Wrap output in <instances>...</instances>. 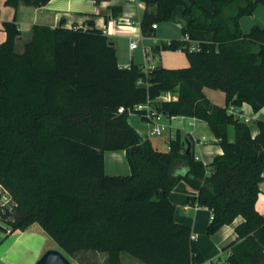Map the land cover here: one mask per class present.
<instances>
[{
    "label": "trees",
    "instance_id": "trees-1",
    "mask_svg": "<svg viewBox=\"0 0 264 264\" xmlns=\"http://www.w3.org/2000/svg\"><path fill=\"white\" fill-rule=\"evenodd\" d=\"M49 1L6 3L17 10ZM144 1L158 5L156 14L142 17L144 35L181 5L189 18L183 35L209 30L212 41L189 32L200 49L183 47L185 67H123L115 44L93 19L86 27H67L64 18L56 26L36 23L21 50L17 15L3 23L0 183L18 203L14 228L39 222L82 264H100V252L107 253L108 264H122V252L146 264H210L191 227L175 220L169 195L184 180L197 190L188 202L213 212L209 234L244 218L223 264H264V214L256 208L264 181V121H257L253 136L250 123L230 111L243 103L256 112L264 106V26L244 32L240 25L264 0H213V9L198 0ZM110 9L114 17L122 12L121 6ZM184 44L173 38L156 49ZM205 87L224 92L225 105L214 103ZM165 92L178 98L159 100ZM148 101L165 113L207 122L223 153L208 164L197 160L193 140L180 130L169 138L168 151L155 149L128 121V108ZM107 150H125L129 174L106 172Z\"/></svg>",
    "mask_w": 264,
    "mask_h": 264
},
{
    "label": "crops",
    "instance_id": "crops-1",
    "mask_svg": "<svg viewBox=\"0 0 264 264\" xmlns=\"http://www.w3.org/2000/svg\"><path fill=\"white\" fill-rule=\"evenodd\" d=\"M6 1L7 0H0V43L7 38V32L4 29L3 23L13 20L16 15L19 27L22 30L23 38L18 40V50H21L22 41L29 36L32 26L36 23L56 26L61 22V19L64 18L65 26L67 27H86V21L93 19L95 25L107 33L110 41L115 44L118 63L123 67H128L131 63L138 64L145 68L149 65L170 67V64L164 62L163 51L165 49L158 50L156 46L161 45L163 42H168L173 38H182L183 28L188 27L189 21V18L182 14L183 6L179 5L175 8L171 19L158 22L154 33L148 36L142 33L140 23L146 12L151 14H156L158 12L157 3L147 4L144 0H50L48 4L42 7L20 4L16 10L15 7L7 4ZM198 1L206 7L213 9V0ZM111 6L122 7V12L118 17L112 16ZM260 6L263 5H258L253 14L241 18L240 25L244 32H248L254 24L264 26V11L260 9ZM259 11L260 13H258ZM176 12H180L181 15L177 25L181 29L182 35L172 36V34L166 32V24L172 22V19L176 16ZM107 16L108 21H106ZM125 17L129 18V24L120 25L111 22L112 20H116L124 23L123 19ZM250 17L252 18L251 22L249 19H246ZM161 24L165 25L162 26ZM204 31L209 30H189L192 35L197 37L198 41H203L201 35ZM133 40L138 42L136 48H131L130 46ZM207 41L212 40L209 38ZM158 56L160 57V61L157 60ZM206 88L208 87L204 88L205 93L214 103L225 105V97L224 102H217L215 100V97H220L219 90L213 89V93H208ZM230 111H240L244 113L252 118L251 122H257L258 120L264 121V106L256 112L249 103H243L242 106L231 107ZM132 115H137L138 117ZM234 115L236 114L234 113ZM189 119H193V117H189ZM189 119L177 121L179 125L173 123L172 131L170 129L169 135L167 136L151 134L152 124L146 119H143L140 114H130L128 121L144 138L151 140L155 149L160 151L169 150V138L171 137V133L174 131L176 133V130H180L184 139L190 137L193 140L194 154L199 155L200 159L205 164H208L213 160L215 155L223 153V149L217 142L207 122L196 119L193 123H189ZM184 122H187V124L191 126V129H188L184 125ZM258 131V126L252 129L253 136L256 135ZM199 139H205L204 143L197 144V140ZM229 139L231 141L235 139L233 126L229 128ZM125 158V150H107L105 152L106 172L108 174H112V172H122L117 173L122 175L129 174L130 166L129 163L125 166ZM120 161L122 164L121 166ZM260 187L262 190L264 189V181L260 184ZM195 194H197V190L192 188L184 180H181L171 191L169 198L176 205L175 220L191 227L196 246L206 263L223 264L230 253V248H226V246L237 239L235 227L241 223L244 218L240 215L233 223L224 225L214 233L209 234L208 225L211 222L213 212L207 207L190 204L188 202V197L189 195ZM262 194L263 192L261 191L256 203V208L261 214H264V194ZM50 249L62 251L71 261V264H82L68 254L39 222H34L25 229H15L12 233L0 240V264H37L44 253ZM99 263L108 264L107 253H99ZM121 263L146 264L128 252L121 253Z\"/></svg>",
    "mask_w": 264,
    "mask_h": 264
},
{
    "label": "built area",
    "instance_id": "built-area-1",
    "mask_svg": "<svg viewBox=\"0 0 264 264\" xmlns=\"http://www.w3.org/2000/svg\"><path fill=\"white\" fill-rule=\"evenodd\" d=\"M111 22L115 24L124 25V24H129L130 21L128 17L127 18L125 17L123 19L124 23L116 20H112ZM153 27L156 28L157 23H154ZM182 41H184V43L186 44L181 45L179 50H182L183 47H188L191 50L200 49V45L198 41L193 39L189 32H186L182 36ZM137 45L138 42L136 40H133L130 43L131 48H136ZM153 67L154 65H149L146 68H153ZM177 98L178 96L172 92L162 93L158 97L159 100H163V101H169ZM124 110L125 109L123 107L120 108V111H124ZM128 112L130 114L138 113L142 117H144L147 121H149L152 124L151 134L157 136L163 135V133L166 130L171 129L172 131V126L175 121L189 119V116L170 114L160 111L154 106L152 102L149 101L145 103L136 104L134 108H128ZM232 112L235 113L238 117L244 119L246 122H251L252 120L251 117L245 115L240 111H232ZM196 119L198 118L193 117V119H189V123H193V121ZM174 133L175 131L171 133V137L175 135ZM204 141L205 139H201V140L199 139L197 140V144H202L204 143ZM195 158L197 160H201L199 155H195ZM262 192L264 194V189L262 190ZM17 207H18L17 201L12 197L11 193L5 188V186L2 183H0V240L15 230L14 222H15V212Z\"/></svg>",
    "mask_w": 264,
    "mask_h": 264
},
{
    "label": "rangeland",
    "instance_id": "rangeland-1",
    "mask_svg": "<svg viewBox=\"0 0 264 264\" xmlns=\"http://www.w3.org/2000/svg\"><path fill=\"white\" fill-rule=\"evenodd\" d=\"M263 11H264V6H260ZM260 13V11L258 12ZM180 12H176V16H174V18L172 19V22H170V24H166V32H168L169 34H172V36H179V35H182V32H181V29L178 27L177 25V22L180 21ZM246 19H249V21L251 22V17L250 18H246ZM250 24V23H249ZM162 26L165 25V24H161ZM248 28V27H246ZM250 28V27H249ZM248 30V29H247ZM203 34L201 35V38L203 39V41H207L209 38L212 40V36H213V33L210 32V31H204L202 32ZM163 54H164V62L166 64H170V67L172 68H175V67H185L189 64V61H188V58H187V55L186 53L183 51V50H171V49H168V50H164L163 51ZM157 60L160 61V57L158 56L157 57ZM207 92L208 93H213V89H210V88H206ZM220 92V97H215V100L217 102H224V93L222 91H219ZM137 114V113H136ZM139 115V114H138ZM134 117H138L137 115H132ZM175 125H179L177 123V121L174 122ZM184 125L188 128V129H191V126L187 124V122H184ZM250 126L252 129H255L258 124L256 121H252L250 122ZM169 132L170 130H166L163 135L164 136H167L169 135ZM124 163H125V166L128 165V161L127 159L125 158L124 160ZM121 161H120V166H121ZM121 170V169H120ZM117 173H122V172H112V174H117ZM127 254V253H126Z\"/></svg>",
    "mask_w": 264,
    "mask_h": 264
},
{
    "label": "water",
    "instance_id": "water-1",
    "mask_svg": "<svg viewBox=\"0 0 264 264\" xmlns=\"http://www.w3.org/2000/svg\"><path fill=\"white\" fill-rule=\"evenodd\" d=\"M191 150V144L188 143L187 151ZM37 264H71L68 257L60 250H47Z\"/></svg>",
    "mask_w": 264,
    "mask_h": 264
}]
</instances>
